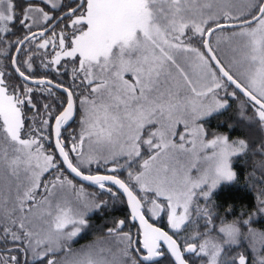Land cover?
Returning a JSON list of instances; mask_svg holds the SVG:
<instances>
[{"label": "snow or ice", "instance_id": "obj_1", "mask_svg": "<svg viewBox=\"0 0 264 264\" xmlns=\"http://www.w3.org/2000/svg\"><path fill=\"white\" fill-rule=\"evenodd\" d=\"M48 5L49 11H67L50 16L35 0H0V23L5 25L0 31H10L7 23L19 19L29 30L17 41L24 44L52 28L51 40L38 47L52 43L55 48L58 38L60 51L52 63L60 64L62 57L78 58L74 73H83L89 91L80 101L82 126L70 147L61 139V129L74 115L73 92L64 89L67 106L59 115L53 117L49 105H43L45 114L55 120L56 151L47 152L42 141L49 138L45 136L49 121L25 129L20 107L25 100L15 89L9 91L0 72V244L13 245L0 251V264H22L19 255L4 258L13 250L23 255V264H28L29 254L38 264H158L165 255L161 242L174 264H189L186 254L202 258L205 264H264V229L251 227L252 216L231 222L221 219L217 225V214L197 203L203 199L207 205L222 183L236 181L231 158L249 149L245 138L233 140L214 133L208 139L203 122L226 111L227 97L239 94L245 99L238 119L244 121L245 110L251 108L264 130V0H244L243 10L236 14L232 0L222 4L216 0H71V4L46 0ZM37 15L47 23L44 31L32 33ZM64 20H69L65 27L72 28L70 37L63 30L54 31L56 23ZM226 30L227 35L216 40L232 45V55L225 62L210 38ZM197 40L199 46L194 43ZM15 70L25 81L30 79L19 67ZM32 91L25 88L24 95L35 108L28 95ZM180 124L183 132L176 131ZM86 140L91 149L87 155ZM255 151L264 155V141ZM120 158H125V164L119 163ZM101 160L105 166L113 165L111 172L142 163L135 172H128L127 181L116 175H86L82 170L83 165ZM62 166L113 196L112 188H106L109 182L122 190L131 219L139 221V238L133 240L131 233L122 232L126 222L120 220L107 230L123 245L118 251L99 247L102 241L74 250L70 242L88 226V214L104 202L91 204L83 188L64 175ZM260 167L264 169V163ZM46 173L51 179H45ZM137 188L145 193L143 197L134 194ZM69 192L75 194V201L68 198ZM149 193L155 198H149ZM161 197L174 233L194 223L193 212L203 218L204 230L197 224V230L178 243L149 223L145 211L153 215L163 211ZM258 203V211L264 213V199ZM242 243L254 254L253 260L243 253L229 255V249Z\"/></svg>", "mask_w": 264, "mask_h": 264}, {"label": "trees", "instance_id": "obj_2", "mask_svg": "<svg viewBox=\"0 0 264 264\" xmlns=\"http://www.w3.org/2000/svg\"><path fill=\"white\" fill-rule=\"evenodd\" d=\"M17 2L23 3V0H17ZM64 11H67V8H60L56 10L55 16H59ZM66 21L67 20L58 22L54 29L65 24ZM221 22H223V20H221ZM7 27L10 31H0V72L4 73L5 82L9 85V91L11 92L15 89L20 94V98L25 100V103L20 106L22 115L25 117V129L30 127L37 128L36 126L39 128L42 120L47 119L49 121L50 127L45 130V136L49 138L43 140L42 143L47 151L54 152L55 149L52 140V123L54 119L45 114L43 105H49L48 111L51 112L54 117L64 108L67 100L66 96L57 90L48 89L44 84H28L16 75L11 65L12 55L18 45L17 41L22 39L25 35H28L29 30L21 26L19 19L15 22H9ZM43 28L44 26L39 29ZM64 29L66 30V27H64ZM34 30L35 29H31V32ZM50 32L51 31H48L45 35H48ZM40 38L41 36H36L34 40L30 38L24 43L17 56V66L21 71L25 72V75L31 78L49 79L73 92L76 104L75 119L66 128L61 129V138L66 143H69V138L71 144L73 137L72 134L75 131V124L77 123V118L79 116L77 98L80 94L86 92V89H88L87 83L83 81L80 73H74V69L77 68V58L61 60L60 64H56L55 67H52L49 61L52 50L50 51L51 48L49 47H38V41ZM28 63L31 64V68L26 70ZM25 88L33 89V91L28 95L31 97L32 103L36 105L35 108L27 103L24 95ZM242 98L245 99L244 97ZM229 105L230 107L226 111H223L221 114L214 115L203 122L207 133L210 135L215 131H219L226 133L230 138L238 136L244 137L246 133H248L247 135H250L248 138L249 149L245 154L233 157L231 161L233 169L237 173L236 181L232 183H222L207 201V205L204 203L203 207L207 206L217 214V219L214 221L217 225L220 224L221 219L231 222L233 220H244L249 216H252L253 219L251 227L264 229V213H260L258 211L260 207L258 202L259 200L264 199V182H262L264 169L260 167V165L264 163V155L255 151L259 144L264 141V132L258 123H252L244 120L249 127L243 125L242 123H237L235 120L237 119L239 108H237L234 103H230ZM249 109L245 111L249 112ZM230 125H232V127H229ZM250 125H253L254 130L258 131L261 135L256 137V135L252 132ZM119 163L125 164L122 162ZM137 163H139V161H137ZM129 169L130 168L128 167L121 168L117 170L118 173L111 172V174L127 181L128 172L130 171ZM61 170L64 171V174L67 177L72 178L66 170H64L63 166ZM100 172L103 173L106 171H103L100 167H94V169H91L88 174ZM119 173H121V175H118ZM50 178L51 175L46 173L45 179ZM72 179L75 180L74 178ZM83 185L89 187L91 190H94L100 203H104L100 209L94 210L93 213L88 215V226L84 228L82 232L71 242L72 246L86 243L92 240L94 236L96 237L106 234L107 230L109 228H115L120 220H125L126 222L122 227V232L127 231L131 233L134 240L139 238V230L131 219L126 202L123 196L116 189L110 185H106V188L111 187L112 191L116 193V195L113 196L106 190H101L97 185ZM134 192L139 198H141V195H139L135 189ZM145 216L152 223L165 229L173 236L174 239L178 241V243H182L186 237L192 235L197 230V224L201 226L199 228L200 231L204 230L202 227L204 224L203 218H198L194 212L192 215L194 223L189 224L186 228H183L176 233H174V230L169 228L164 215H161L157 219H151L145 212ZM242 231L246 232L247 229H242ZM213 235H215V233H213ZM12 248L13 245L11 243L0 244V251ZM161 248L162 250H165L163 247ZM228 251L230 256H236L243 253L247 255L250 260L255 258L254 254L248 249L246 243H242L240 246L233 247ZM7 255H19L23 264L24 257L17 251L13 250L5 253V259L7 258ZM185 258L189 260V264H205V261L202 258H194L191 254H186ZM27 260L28 264H38V261L34 262L30 258H27ZM158 264L174 263L165 251V255L159 258Z\"/></svg>", "mask_w": 264, "mask_h": 264}, {"label": "rangeland", "instance_id": "obj_3", "mask_svg": "<svg viewBox=\"0 0 264 264\" xmlns=\"http://www.w3.org/2000/svg\"><path fill=\"white\" fill-rule=\"evenodd\" d=\"M43 1L46 2V0H35L36 6H38V7H43V8L45 9V11H49L50 5H48V6L46 7V6H45V3H43ZM57 2L59 3V2H61V0H57ZM216 2H217V4H222V3H224V0H216ZM232 3L235 5V7L232 9V10H233V14H236L238 11L243 10V3H244V0H232ZM58 9H60V8H56V9H53V10L49 11V15H50V16H55V12H56V10H58ZM223 10H228V9H223ZM214 11L219 12V11H221V9H220V8H215ZM35 18H36V20H37V23L34 24V25H32L31 29H35V30H36V29H39L40 27L44 26L45 23H47V22L43 21L42 17H40V16H38V15H37ZM28 23L31 24L32 21H28ZM8 24H9V22L7 23V26H8ZM66 24H67V25L69 24V20H67L65 24H63V25L58 26L57 28H55L54 31L57 32V33H59L61 30H63V31H64V32L70 37V36H71V33H72V28L69 26V27H66V30H65V29H64V27H65L64 25H66ZM4 26H5V25H4L3 23H0V27H4ZM26 29H27V28H26ZM50 31H51V32H50L48 35H44L43 37H41V38L39 39V41H38V45L41 44V43H43V41L46 40V39H47V40H51L53 29H51ZM227 33H228V30H226L224 33H219V32H218L215 36L211 37V42H212V44H213L214 49L217 50V54H218V56L221 58V60H222V61H225V62H226V61L231 57V55H232V53H231V47H232V45H230L228 42L223 41V40H221V42H220L219 44H217V43H216V40H217V38H219V37H222V36H224V35H227ZM37 36H39V35H37ZM55 43H56V47H55V48L53 47L52 43H49V45L47 46V47L51 48L50 51L52 50V54H51L50 57H49V61H50L51 65H52V67H55V66H56V64L52 63V61H53V59H54V57H55L56 52H57V51H60L59 46H58V45H59V40H58V38L56 39ZM65 43H66V45L68 44V40H67V39H66V42H65ZM194 43L196 44V46H199V41H198V40L195 41ZM64 59H74V58H71V57H62V58H61V60H64ZM78 67H79V60H78V58H77V68H76V69H78ZM80 75H81V77H82V79H83V73H80ZM83 81H84L85 83H87L84 79H83ZM88 91H89V90L86 89V92H83V93L80 94V95L78 96V98H77V106H78L79 116H78V118H77V123L75 124V127H76V128H75V131H74L73 134H72L73 136H77L78 133H79L80 130H81V126H82V125H81V120H82V117H83V114H84V109H83V107L81 106L80 101H81V99H82L83 96L88 95ZM228 91L231 92V91H232V88H229ZM223 95H224V93L221 92V96H223ZM227 100H228V103H229V104H230V103H234L235 106H236L237 108H239L240 104L244 101V99H243L241 96H239V94H238V98H233V97H230V96H229V97H227ZM248 109H249V108H248ZM246 110H247V109H246ZM238 117H239V112H238L237 119L235 120V121H237V123H240V124L242 123L243 125L248 126L244 121H240V120L238 119ZM244 117H245V120H246V121H249V122H252V123H253V122L258 123V122L256 121V119L254 118V112H253L252 109H249V112H246V111H245V113H244ZM252 120H253V121H252ZM36 127L38 128V126H36ZM204 127H205V126H204ZM248 127H249V126H248ZM250 128L252 129V132L256 135V137H258V136L261 135L258 131H255V130H254V126H253V125H250ZM205 129H206V128H205ZM176 131H177V132H183V131H184L183 125H182V124L177 125V127H176ZM206 131H207V130H206ZM263 132H264V130H263ZM214 133H223V132L215 131V132L211 133L210 135H208V139H211V138H212V135H213ZM223 134H226V133H223ZM247 134H248V133H246V135H245L244 137H243V136H238V137H234V138H230V139H233V140H234V139H237V138H245L246 140H248V138L250 137V135H247ZM226 135H227V134H226ZM176 142H179V137H178V136L176 137ZM189 146H190V145H189ZM44 149H45V147H44ZM45 150H46V149H45ZM46 151H47V150H46ZM90 151H91V149H90L89 142L86 140V141H85V144H84V152H85V154L87 155V154L90 153ZM47 152H49V151H47ZM147 154H148V153H147V151L145 150V151H144V158H147ZM71 157L74 159V163H75V162H76V161H75V153H71ZM232 159H233V157L231 158V161H232ZM119 162L125 163V158H120ZM139 163H142V161H139ZM139 163H137V162H136V163H133L132 166H131V168H130L129 170L135 172V171L138 169V165H139ZM94 167H100L101 169H103V171H106V172H103V173H107V172L111 173V171H109L108 169L112 168L113 165H112L111 163H109L107 166H105L103 160H101L99 163L93 161L90 165H83V166H82V170L85 171L86 173H88V172H90L91 169H94ZM100 173H101V172H100ZM116 173H118V172L116 171ZM64 175H65V174H64ZM118 175H121V173H119ZM192 175L195 176L196 173L193 172ZM65 176H66V175H65ZM68 178H69V177H68ZM50 179H51V178H50ZM70 180H72V183H73L74 185H76L77 188H81V187L83 188V190H84V197H85V198H86L91 204H100V201H99L98 198L96 197V194H95V191H94V190H91L89 187L83 185L82 183H80V182H78V181L73 180L72 178H70ZM135 190H136V192H137L139 195H141V197H143V196L145 195V193L140 192V191L138 190V188L135 189ZM148 196H149V198H155L154 196H152L151 193H149ZM68 198H69L70 200H73V201H75V199H76L75 194H74V193H71V192H69V194H68ZM158 202L161 203V204H163V205H165L163 211L158 212L156 215H153L152 212H149V211H145V212L148 214V216H149L151 219H157V218L160 217L161 215H164V217H165V219H166V221H167V224H168V226H169V223H168V211H169V210L167 209L166 201L164 200L163 197H161V198L159 199ZM197 203H198L201 207H203L205 201H204L203 199H200V200L197 201ZM148 207H150V205H148ZM93 211H94V210H93ZM93 211H91L89 214L93 213ZM89 214H88V215H89ZM169 228H170V226H169ZM170 229H171V228H170ZM82 230H83V229H82ZM81 232H82V231H81ZM123 232H127V231H123ZM128 233H129V232H128ZM74 239H75V238H74ZM133 240H134V238H133ZM96 241H102V242H103V243H101V244L98 245L99 247L112 248V250H113L114 252L118 251V249H119L120 247L123 246L122 244H120V242H119L117 236H115V235H113V236H108L107 233H106V234H104V235H102V236H96V237L94 236L93 239L90 240V241H88L86 244H83V245H77V246H72V245H71V247H72L74 250H75V249H80L81 247H83V246H85V245L92 244L93 242H96ZM60 255H62V253H61ZM28 258L32 259L31 254H29Z\"/></svg>", "mask_w": 264, "mask_h": 264}, {"label": "water", "instance_id": "obj_4", "mask_svg": "<svg viewBox=\"0 0 264 264\" xmlns=\"http://www.w3.org/2000/svg\"><path fill=\"white\" fill-rule=\"evenodd\" d=\"M60 15H62V14H60ZM59 15V16H60ZM57 24V23H56ZM52 28H50L48 31H50ZM41 31H44V28L43 29H37V30H34V31H32V33H38V32H41ZM47 31V32H48ZM46 32V33H47ZM29 35V34H28ZM211 39V38H210ZM26 42V41H25ZM24 44H19L18 43V45H17V47L15 48V50H14V52H13V55H12V59H11V65H12V68H13V70H14V72L16 73V75L20 78V79H22L24 82H26V83H28V84H38V83H35V81H39V80H45V81H51V84H44V85H46V87L48 88V89H54V90H57V91H59V92H62L63 94H65V96H66V99H67V93L64 91V89H68V88H66V87H64V86H62V87H55V85H59V84H57V83H55V82H53L52 80H49V79H45V78H31L30 77V79L29 80H27V81H25L22 77H20L19 76V74L16 72V68L18 67L17 66V56H18V51H17V49H21V47L23 46ZM13 60H15L16 61V63L15 64H13ZM27 76V75H26ZM69 90V89H68ZM70 91V90H69ZM73 100H74V103H75V99H74V96H73ZM66 102H67V100H66ZM67 106V103L65 104V106H64V108ZM64 108L62 109V111L64 110ZM61 111V112H62ZM60 114V113H59ZM58 114V115H59ZM75 115H76V104H75V108H74V115H73V117H72V119H70L69 120V122L67 123V124H65L62 128H66L69 124H71L72 122H73V120L75 119ZM54 127H55V120L53 121V123H52V140H53V144L55 145V134H54ZM62 139V138H61ZM63 140V139H62ZM54 149H55V147H54ZM56 151V150H55ZM58 155V154H57ZM59 159H61L62 160V158H59ZM63 168L65 169L66 168V166H63ZM66 172L72 177V178H74L75 180H77V181H79V182H81V183H83V184H86V185H94V184H92L91 182H89V181H83L80 177H77V176H75V174H73V173H70L69 171H67L66 170ZM86 175H114V174H111V173H95V174H88V173H85ZM118 177V176H117ZM118 178H120V177H118ZM121 179V178H120ZM107 185H110L111 187H113L114 189H116L117 190V187L116 186H113V185H111V183L109 182ZM118 191V190H117ZM122 196H123V198H124V200H125V202H126V206H127V208H128V211H129V214H130V216H131V207L129 206V204H128V202H127V196L126 195H124L123 193H122V190H120V191H118ZM134 194H135V192H134ZM136 195V194H135ZM138 197V196H137ZM139 198V197H138ZM145 218L146 219H148L146 216H145ZM149 220V219H148ZM135 224H136V226H137V228H138V230H139V221L138 220H136V221H133ZM149 223H152L150 220H149ZM155 227H158V228H160V229H162L163 231H166L165 229H163L162 227H160V226H158V225H156V224H154V223H152ZM167 232V231H166ZM170 235V234H169ZM174 239V238H173ZM161 247H163L164 249H165V251H166V248H167V245L166 244H164L163 242H161ZM167 252V251H166ZM168 253V252H167ZM168 255L170 256V258H171V260L173 261V263H174V257H171V255L168 253Z\"/></svg>", "mask_w": 264, "mask_h": 264}, {"label": "flooded vegetation", "instance_id": "obj_5", "mask_svg": "<svg viewBox=\"0 0 264 264\" xmlns=\"http://www.w3.org/2000/svg\"><path fill=\"white\" fill-rule=\"evenodd\" d=\"M61 2L64 3V4H71V0H61ZM43 3H45V2L43 1ZM71 6L74 7L75 5L73 4V5H71ZM56 25H57V24H56ZM56 25H55V26H56ZM68 142H69V143H67V144H68L69 147H70L71 144H70V139H69V138H68Z\"/></svg>", "mask_w": 264, "mask_h": 264}, {"label": "crops", "instance_id": "obj_6", "mask_svg": "<svg viewBox=\"0 0 264 264\" xmlns=\"http://www.w3.org/2000/svg\"><path fill=\"white\" fill-rule=\"evenodd\" d=\"M67 178H68V177H67ZM68 179H70V178H68ZM71 242H72V241H71ZM71 242H70V243H71ZM86 243H87V242H86ZM86 243H83V244H86ZM83 244H81V245H83Z\"/></svg>", "mask_w": 264, "mask_h": 264}]
</instances>
